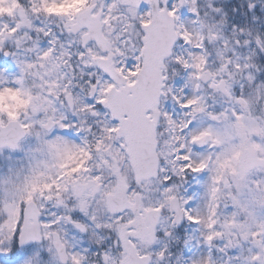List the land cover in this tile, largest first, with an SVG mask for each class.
I'll return each mask as SVG.
<instances>
[{
	"label": "snow or ice",
	"instance_id": "6c2138e0",
	"mask_svg": "<svg viewBox=\"0 0 264 264\" xmlns=\"http://www.w3.org/2000/svg\"><path fill=\"white\" fill-rule=\"evenodd\" d=\"M0 264H264V0H0Z\"/></svg>",
	"mask_w": 264,
	"mask_h": 264
}]
</instances>
